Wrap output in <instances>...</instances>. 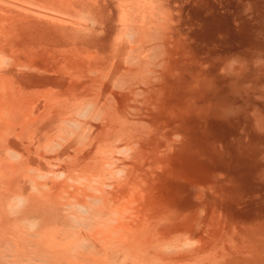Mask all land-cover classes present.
Returning <instances> with one entry per match:
<instances>
[{
    "label": "bare ground",
    "instance_id": "6f19581e",
    "mask_svg": "<svg viewBox=\"0 0 264 264\" xmlns=\"http://www.w3.org/2000/svg\"><path fill=\"white\" fill-rule=\"evenodd\" d=\"M242 1L246 43L213 52L169 0H0V264H264Z\"/></svg>",
    "mask_w": 264,
    "mask_h": 264
},
{
    "label": "rangeland",
    "instance_id": "374dc122",
    "mask_svg": "<svg viewBox=\"0 0 264 264\" xmlns=\"http://www.w3.org/2000/svg\"><path fill=\"white\" fill-rule=\"evenodd\" d=\"M169 1L176 9L177 7H183V19L185 20V25L187 27L191 25L195 30V34L198 33L200 35L199 43L201 50H212L213 52H216V50L219 49L220 51H227L231 48V46H233L234 49H239V47L241 48L244 43H246L248 37V26L244 25L245 21L242 20L245 16L243 12L247 14V11L250 13V10L244 11L249 6L246 7L242 0H197V2L194 0ZM192 2H194L196 5L192 4ZM191 6L193 8L197 7L196 12L199 7L198 12L196 13L197 15L195 14L192 19L193 22H195L194 24L192 20H188V16L186 15L190 10H192ZM211 11L214 15H212ZM205 14L206 16H204ZM201 15L202 17H200ZM207 19H210V23ZM248 19L249 20L247 24L252 25L253 29L256 28L258 25V20L252 19L251 17ZM196 25L198 28L195 27Z\"/></svg>",
    "mask_w": 264,
    "mask_h": 264
}]
</instances>
